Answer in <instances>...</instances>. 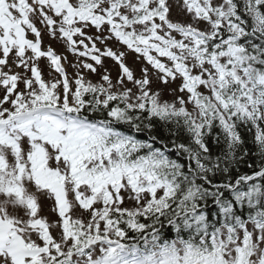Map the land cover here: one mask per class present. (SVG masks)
I'll use <instances>...</instances> for the list:
<instances>
[{"label":"snow or ice","instance_id":"1","mask_svg":"<svg viewBox=\"0 0 264 264\" xmlns=\"http://www.w3.org/2000/svg\"><path fill=\"white\" fill-rule=\"evenodd\" d=\"M0 264H264V0H0Z\"/></svg>","mask_w":264,"mask_h":264},{"label":"rangeland","instance_id":"2","mask_svg":"<svg viewBox=\"0 0 264 264\" xmlns=\"http://www.w3.org/2000/svg\"><path fill=\"white\" fill-rule=\"evenodd\" d=\"M49 43L52 45V47L58 53H64V54L68 55V59L69 60H74L75 59L70 53H66L65 52V48H64L63 44L58 43V42H56L54 40H49V38L47 36H45V44H49ZM105 62L106 63L109 62L112 65L111 67L114 69L113 76L116 77V75L118 73L117 66L110 59L105 60ZM128 63H129L130 66H132V67L137 69V75H139V67H140V65H138V64H136L134 62V54H131V53L129 54ZM40 65H41V68L43 69L44 73L48 74V72L50 71V68L48 66V62H47L46 58H42L41 59ZM68 71L71 73L73 71V69L69 68ZM41 204H42L41 215L48 217L50 221H55V220L58 219L57 214L54 211H52L53 203H52L51 200H48L46 198H42L41 199Z\"/></svg>","mask_w":264,"mask_h":264},{"label":"trees","instance_id":"3","mask_svg":"<svg viewBox=\"0 0 264 264\" xmlns=\"http://www.w3.org/2000/svg\"><path fill=\"white\" fill-rule=\"evenodd\" d=\"M41 66V65H40ZM106 67L111 71V74H112V76H113V71H114V69L111 67V66H107L106 65ZM45 74V73H44ZM45 77L47 78V74H45ZM93 79H95L96 77H92ZM113 78H115L114 76H113ZM166 98H168V97H166ZM247 147L251 150V151H255V148H254V145H252L251 143H248L247 144ZM252 162L254 163L255 162V158L253 157L252 158ZM242 170H244V169H242Z\"/></svg>","mask_w":264,"mask_h":264}]
</instances>
